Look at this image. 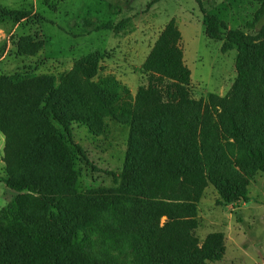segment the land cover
<instances>
[{
    "label": "trees",
    "instance_id": "16d2710c",
    "mask_svg": "<svg viewBox=\"0 0 264 264\" xmlns=\"http://www.w3.org/2000/svg\"><path fill=\"white\" fill-rule=\"evenodd\" d=\"M251 1L258 4L253 34L204 15L206 37L222 40V53L236 51L235 79L224 96L195 97L174 19L142 61L134 95L113 76L94 80L99 51L79 57L57 79L31 71L5 78L6 95L36 120L0 107L6 162L0 180L14 193L0 209V264H209L223 258L222 232L202 240L196 234L201 196L211 185L217 206L246 202L251 180L264 175V0ZM0 13L15 23L32 16ZM42 48L35 37L21 36L16 54L33 57ZM107 118L128 126L120 173L108 172L114 186L66 192L52 181V162L40 144L26 146L45 122L87 161L73 144L72 125L98 137Z\"/></svg>",
    "mask_w": 264,
    "mask_h": 264
},
{
    "label": "rangeland",
    "instance_id": "374dc122",
    "mask_svg": "<svg viewBox=\"0 0 264 264\" xmlns=\"http://www.w3.org/2000/svg\"><path fill=\"white\" fill-rule=\"evenodd\" d=\"M0 8L32 14L28 20L15 23L0 13V107L20 110L36 120L19 99L6 95L8 75L31 71L57 79L76 59L99 51L103 58L94 80L113 76L134 95L139 67L170 19L175 20L181 34L183 59L195 97L208 93L224 96L235 79L236 51L222 53V40L206 37L204 15L214 16L227 29L253 34L250 25L258 4L251 0H0ZM21 36L35 37L43 48L33 57L17 56L16 43ZM127 133L128 126L109 118L98 137L73 124V144L81 147L87 161L45 122L38 123L36 134L26 140V146L40 144V151L52 162L53 182L66 192L83 193L115 185L114 176L108 172L115 176L120 173ZM1 157L0 142V172ZM11 197L0 180V209L6 205L5 198ZM217 198L209 185L198 204L199 239L213 232H222L225 237L223 258L209 264H264V175L259 173L251 180L246 202L217 206Z\"/></svg>",
    "mask_w": 264,
    "mask_h": 264
},
{
    "label": "crops",
    "instance_id": "0c3cea01",
    "mask_svg": "<svg viewBox=\"0 0 264 264\" xmlns=\"http://www.w3.org/2000/svg\"><path fill=\"white\" fill-rule=\"evenodd\" d=\"M132 94V93H131ZM0 142H1V144H2V157H1V164H2V171H3V168L5 167V155H4V151H3V148H4V136H2L1 138H0ZM1 171V172H2ZM0 172V178L2 177V173ZM10 193L13 195L14 193L13 192H11L10 191ZM5 200H6V203L9 201L8 199H6L5 198ZM229 206H232V205H229Z\"/></svg>",
    "mask_w": 264,
    "mask_h": 264
}]
</instances>
